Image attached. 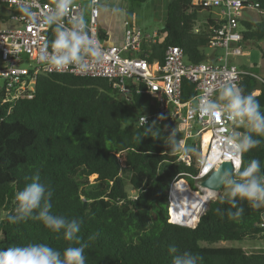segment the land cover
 <instances>
[{
  "label": "trees",
  "instance_id": "1",
  "mask_svg": "<svg viewBox=\"0 0 264 264\" xmlns=\"http://www.w3.org/2000/svg\"><path fill=\"white\" fill-rule=\"evenodd\" d=\"M123 1L141 4L148 0ZM195 1L199 0H169L166 19L158 31L162 39L143 42L141 58L162 63L168 46L179 47L192 64L219 54L206 52L207 35L192 33L203 11ZM247 1L257 3V10L264 13V0ZM208 21L216 24L210 17ZM240 24L242 47L254 45L264 60V19H244ZM100 35L106 39L103 32ZM241 70L249 74L241 76L238 86L245 94L259 91L256 97L264 111V77ZM128 86L129 100L125 101L116 97L107 79L40 75L33 98L12 105L3 103L5 91L0 89V249L45 243L63 252L68 246H78L38 220L17 224L7 221L6 217L14 214L15 193L39 172L40 182L54 190L52 213L82 220L78 235L81 243L88 245L86 264H172L173 247L178 252L199 254L202 264H264V248L212 246L219 242L264 241V228L260 226L264 208L253 209L237 198V207L243 208V213L236 219L229 218L227 211L236 209L221 203L225 188L209 202L194 228L174 224L168 192L183 186L186 194L203 197L184 186L183 179L193 181L197 169L194 162L190 166L179 162L177 152L166 144L165 137L174 127L177 139L183 138L180 123L174 120L171 124L169 117L160 116L157 100L140 87ZM194 94V85L184 80L181 102ZM129 108L148 113L151 119L141 126L128 124ZM153 122L160 137L150 133L138 144L136 135ZM239 130L245 131L243 127ZM256 138L262 142L243 154L241 170L252 159L260 160L264 170V138ZM187 144L188 148L194 145L192 140ZM91 177L93 181H89Z\"/></svg>",
  "mask_w": 264,
  "mask_h": 264
},
{
  "label": "built area",
  "instance_id": "2",
  "mask_svg": "<svg viewBox=\"0 0 264 264\" xmlns=\"http://www.w3.org/2000/svg\"><path fill=\"white\" fill-rule=\"evenodd\" d=\"M89 1V11L85 16L87 27L101 48L106 52L102 63L93 64L86 73H78L69 69L56 71L47 64L38 62L37 56L46 42L54 39L51 27L42 25L39 20L28 22L18 5L32 3L33 10L37 6L47 11L53 3L50 0H0V89L5 91L3 103L10 105L20 99H32L35 91L37 77L47 74H70L87 78L107 79L117 98L128 101L130 87L127 83L140 87L143 92L157 100L156 111L160 116L174 120L182 126L183 138L180 140L181 148L188 147L187 142L193 141L191 149L199 151L197 141L204 134L209 137L205 150L201 147V161L197 165V174L192 177L196 182L204 179L215 170L223 160L232 165V171L237 167V161L231 156L230 148L226 144L229 133L241 132V126L228 121L224 117L216 118L215 122L198 113L191 114L195 102L199 100L205 89H212L209 98H215L219 87L231 82L239 85L242 75H248L231 62L232 57L244 56L243 28L241 20L243 13L257 10L258 4L247 0H204L195 1L203 10L214 13L216 24H210L208 19L194 22L192 33L194 35L208 36V49L218 51L219 54L206 62L192 64L187 61L182 50L177 46H168L164 53L162 63L153 61L149 63L141 58L142 44L145 39L155 42L157 33L145 36L139 28L127 24L124 31L123 43L120 46L109 45L100 35L98 26L99 0ZM95 9V11L93 10ZM83 11L80 2L74 1L70 14L78 15ZM67 22V19H66ZM50 51V48H49ZM187 80L194 85V96L185 103L181 102L182 84ZM2 81V83H1ZM259 93V92H258ZM151 119L148 113L141 114L136 124L145 125ZM145 121V122H144ZM192 151L187 154L177 152V160L185 166H190L194 158ZM242 159V158H241ZM241 166V161L239 167ZM198 187V186H197ZM260 226L264 228V213Z\"/></svg>",
  "mask_w": 264,
  "mask_h": 264
},
{
  "label": "clouds",
  "instance_id": "3",
  "mask_svg": "<svg viewBox=\"0 0 264 264\" xmlns=\"http://www.w3.org/2000/svg\"><path fill=\"white\" fill-rule=\"evenodd\" d=\"M73 4L74 0H53L50 10L45 11L37 6L38 10L34 11L32 3L22 2L18 8L28 22L39 20L42 25L53 29L54 39L50 43L46 42L40 49L38 62L47 64L56 71L72 69L83 74L88 72L93 64L102 63L106 52L88 30L84 12L78 15L70 14ZM211 93L210 88L204 90L192 107L191 114L198 113L213 122L222 116L245 129L243 132L228 134L226 144L230 148L231 156L237 161V167L234 171L222 172L216 188L212 189L215 195L217 188H225L221 203H228L236 209L227 211L229 218L236 219L243 213V208L237 207V198L247 201L253 209L264 208V170L260 160L252 159L242 170L239 167L243 154L261 144L262 140L256 137L264 138V111L261 110V104L255 94H245L235 83L221 85L215 98H209ZM155 125L153 122L144 128L142 134L136 135L138 144L142 138L149 137L150 133L156 138L160 137L161 132ZM165 138L167 146L174 152L187 154L193 151L188 147L181 148L175 129ZM31 181L15 193L14 214H9L7 221L17 224L29 219L38 220L45 228L54 233H62L66 241H74L78 246H68L63 252L45 243L12 246L0 249V264H86L85 249L88 245L81 243L78 235L82 220L53 214V188L40 182L39 172L32 176ZM170 252L174 253L172 264H202L203 261L199 254L178 252L175 247L171 248Z\"/></svg>",
  "mask_w": 264,
  "mask_h": 264
},
{
  "label": "rangeland",
  "instance_id": "4",
  "mask_svg": "<svg viewBox=\"0 0 264 264\" xmlns=\"http://www.w3.org/2000/svg\"><path fill=\"white\" fill-rule=\"evenodd\" d=\"M76 2H80L83 6V12L84 15L86 16L88 11H89V1L88 0H74ZM126 3V13H127V18L131 17V14H134V24L141 29L143 32L148 33L150 35L153 34L154 31H159L162 26L163 22L160 19L155 18V0H148L145 3H132V2H125ZM114 5V2L112 3ZM216 13V10H213V15ZM208 16V12L206 11H201L199 13V19L202 21L204 18ZM244 19L249 20L251 22H259L260 20L264 19V14L258 10H251L249 12H244L243 13ZM161 35L159 34L158 37ZM264 50V47H263ZM206 52H210L209 49L206 50ZM243 52L247 53L244 56H239V57H232L231 62L235 64L236 66L240 67L239 69H244L247 71H253L255 74H257L259 77H264V60L261 59L260 53L258 49L254 45H247L244 44L243 46ZM2 83V81H1ZM128 85V83H127ZM255 95L258 94V91L254 93ZM129 113V120L128 124H134L136 123V119L142 114V112L134 110L132 108L128 109ZM177 127H174L176 130ZM173 129V130H174ZM193 140V139H192ZM197 141V145L199 148V151L196 152V149L192 151L193 158H194V165L197 167V165L200 164L202 153H201V146H200V140L198 141L197 139H194ZM191 148V147H190ZM94 177H91L89 181H93ZM185 189L188 188L189 190H193L197 192V194L200 193L199 188L196 185V182L193 180H188L186 178L183 179ZM223 191H221L222 193ZM217 197V196H216ZM215 197V199H216ZM214 199V200H215ZM213 201V200H211ZM169 214V212H168ZM170 215H171V209H170ZM170 217V216H169ZM172 217V215H171ZM171 221V218H170ZM213 247H232V248H241V247H248V248H264V241L262 240H257L254 242H219L217 244L212 245Z\"/></svg>",
  "mask_w": 264,
  "mask_h": 264
},
{
  "label": "crops",
  "instance_id": "5",
  "mask_svg": "<svg viewBox=\"0 0 264 264\" xmlns=\"http://www.w3.org/2000/svg\"><path fill=\"white\" fill-rule=\"evenodd\" d=\"M113 2H114V5L112 4ZM168 2L169 0H155V9H156L155 18L159 20L161 19L163 23L166 19ZM126 9H127L126 3L123 0H99L98 26H99L100 31L104 33L106 37V42L109 45H113V46L122 45L123 38H124V31H125L127 24H131L135 26L136 28H138L134 24V14L132 13L131 17L127 18ZM203 11L208 12V16L204 18V20L209 19V17L214 19L215 16L213 15V12L209 10H203ZM197 20L202 21L199 18ZM142 33L145 36L151 37L155 33L158 34V31H154L152 35L145 33L143 31ZM158 36L159 35H157L155 41L162 39V36L160 37ZM150 41L151 40L149 39L144 40L145 43H149Z\"/></svg>",
  "mask_w": 264,
  "mask_h": 264
},
{
  "label": "bare ground",
  "instance_id": "6",
  "mask_svg": "<svg viewBox=\"0 0 264 264\" xmlns=\"http://www.w3.org/2000/svg\"><path fill=\"white\" fill-rule=\"evenodd\" d=\"M208 141L209 137L204 134L201 139L202 150L206 149ZM199 191L203 197L186 194L183 186H176L169 190V207L175 224L193 227L203 215L208 203L217 196L216 193L213 195L212 191L208 189L199 188Z\"/></svg>",
  "mask_w": 264,
  "mask_h": 264
},
{
  "label": "water",
  "instance_id": "7",
  "mask_svg": "<svg viewBox=\"0 0 264 264\" xmlns=\"http://www.w3.org/2000/svg\"><path fill=\"white\" fill-rule=\"evenodd\" d=\"M260 80V79H259ZM225 171H229L231 172L232 171V165L229 161L227 160H223L219 166L211 171L209 173V175L207 177H205L204 179H200L199 181H197V186L198 188H201V189H208L210 191H212V189L216 188V185H217V182H218V177L219 175L222 173V172H225ZM224 189V187H221V188H217L216 189V194H217V197L216 199L218 198V196L221 194V191ZM215 199V200H216ZM209 205V203H208ZM208 205H207V208L206 210L208 209ZM196 226V225H195ZM194 226V227H195Z\"/></svg>",
  "mask_w": 264,
  "mask_h": 264
}]
</instances>
